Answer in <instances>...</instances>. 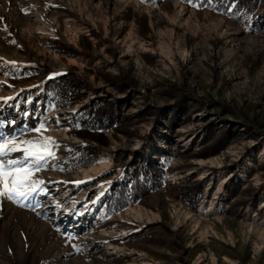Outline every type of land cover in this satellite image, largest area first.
<instances>
[{"label": "rangeland", "instance_id": "1", "mask_svg": "<svg viewBox=\"0 0 264 264\" xmlns=\"http://www.w3.org/2000/svg\"><path fill=\"white\" fill-rule=\"evenodd\" d=\"M234 3L0 0V133L59 145L35 177L46 194L0 198V264H264V0ZM69 68L85 84L67 105L42 83ZM96 96L116 120L72 167ZM141 160L162 164L159 185L101 206Z\"/></svg>", "mask_w": 264, "mask_h": 264}, {"label": "trees", "instance_id": "2", "mask_svg": "<svg viewBox=\"0 0 264 264\" xmlns=\"http://www.w3.org/2000/svg\"><path fill=\"white\" fill-rule=\"evenodd\" d=\"M233 9H238L242 6L244 1L248 0H234ZM246 10L249 12L253 10L255 0ZM59 49V47L57 48ZM67 50V49H65ZM70 49H68L69 51ZM66 69L61 72L52 73V75L44 78L42 83L46 97L62 99L65 104H73L82 99L83 93L79 92L83 83V79L79 78L72 70ZM24 72H32L34 75L41 73L44 69L39 64L24 65ZM184 100L178 98L174 107H177L180 102ZM91 105L88 118L82 122L80 128L74 132L85 139H88L84 144L73 145L67 148L68 156L71 159V166L78 167L85 165L94 157V145L90 141L93 140L98 143H104V136L102 131H94L98 128L111 127L116 120L113 112V104L107 100H102L101 97L96 96L91 99ZM88 107V104L82 105L77 109L78 115L82 114ZM251 127L249 123L245 124ZM227 137V130L221 129L219 135L210 143L203 145L197 154L206 155L209 152H215ZM163 166L158 161L141 160L134 168L128 182L122 183L117 179L111 180V188L102 202L101 206L105 205H123L129 201H134L142 195H145L150 189H153L160 183L162 177ZM200 183V182H199ZM185 191L181 192L179 196L185 199L189 194L190 186H184ZM186 200V199H185Z\"/></svg>", "mask_w": 264, "mask_h": 264}, {"label": "snow or ice", "instance_id": "3", "mask_svg": "<svg viewBox=\"0 0 264 264\" xmlns=\"http://www.w3.org/2000/svg\"><path fill=\"white\" fill-rule=\"evenodd\" d=\"M8 63L15 65L16 62ZM47 128V125L40 123L37 128L25 129V131L41 133L47 131ZM58 146L51 136L21 139L16 135L5 136L0 133V198L22 205V201H28L39 194H46V190L42 187L44 181L35 177L48 165L50 159H56L54 149ZM13 153L23 155L19 158H11Z\"/></svg>", "mask_w": 264, "mask_h": 264}, {"label": "bare ground", "instance_id": "4", "mask_svg": "<svg viewBox=\"0 0 264 264\" xmlns=\"http://www.w3.org/2000/svg\"><path fill=\"white\" fill-rule=\"evenodd\" d=\"M88 171V170H87Z\"/></svg>", "mask_w": 264, "mask_h": 264}]
</instances>
